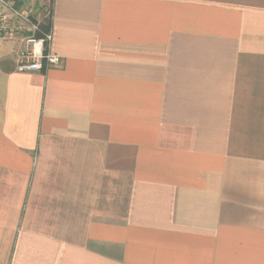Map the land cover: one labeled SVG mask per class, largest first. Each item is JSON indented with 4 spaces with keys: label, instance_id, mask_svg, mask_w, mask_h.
<instances>
[{
    "label": "crops",
    "instance_id": "0c3cea01",
    "mask_svg": "<svg viewBox=\"0 0 264 264\" xmlns=\"http://www.w3.org/2000/svg\"><path fill=\"white\" fill-rule=\"evenodd\" d=\"M20 3L59 63L0 39V264H264V0Z\"/></svg>",
    "mask_w": 264,
    "mask_h": 264
},
{
    "label": "built area",
    "instance_id": "2783aa9c",
    "mask_svg": "<svg viewBox=\"0 0 264 264\" xmlns=\"http://www.w3.org/2000/svg\"><path fill=\"white\" fill-rule=\"evenodd\" d=\"M38 22L32 8L16 7L13 0H0V39L21 43L16 56L18 73L44 72L59 63V58L49 51L50 30L42 38L35 37Z\"/></svg>",
    "mask_w": 264,
    "mask_h": 264
},
{
    "label": "trees",
    "instance_id": "16d2710c",
    "mask_svg": "<svg viewBox=\"0 0 264 264\" xmlns=\"http://www.w3.org/2000/svg\"><path fill=\"white\" fill-rule=\"evenodd\" d=\"M16 7H19L21 5L19 0H15ZM36 22V21H35ZM50 30V22L49 19L38 22L37 24V30L35 31V37L42 38L44 34H46Z\"/></svg>",
    "mask_w": 264,
    "mask_h": 264
},
{
    "label": "rangeland",
    "instance_id": "374dc122",
    "mask_svg": "<svg viewBox=\"0 0 264 264\" xmlns=\"http://www.w3.org/2000/svg\"><path fill=\"white\" fill-rule=\"evenodd\" d=\"M14 2H16L15 0H13ZM20 1V0H19ZM16 5V4H15ZM22 6V5H19V7ZM29 7V6H28ZM35 9V8H34Z\"/></svg>",
    "mask_w": 264,
    "mask_h": 264
}]
</instances>
